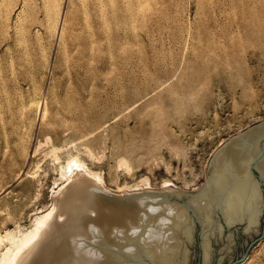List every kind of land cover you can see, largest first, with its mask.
<instances>
[{
    "label": "rangeland",
    "instance_id": "1",
    "mask_svg": "<svg viewBox=\"0 0 264 264\" xmlns=\"http://www.w3.org/2000/svg\"><path fill=\"white\" fill-rule=\"evenodd\" d=\"M2 1L1 236L19 226H29L35 212L51 204L53 191L62 182L60 167L67 164L70 156H79L90 169L102 175L105 189L118 194L131 186L133 190L167 185L192 190L204 185L206 165L219 145L237 131L264 120V0H1L0 3ZM62 20H66L63 22L66 28L63 26V36L59 39L56 31ZM57 40L62 44L58 45ZM56 54L60 57L56 58ZM20 59H24V63ZM37 66L39 69L35 68ZM42 77L46 78L42 80ZM49 98L55 101L54 105ZM100 104L106 105L103 108ZM27 107L32 110L29 112ZM43 107L45 113L41 111ZM9 120H13V124ZM93 143H97V147L94 148ZM146 153L148 157L144 156ZM6 162L10 164L8 167ZM252 247L249 254L255 251L244 264H264V236Z\"/></svg>",
    "mask_w": 264,
    "mask_h": 264
},
{
    "label": "water",
    "instance_id": "2",
    "mask_svg": "<svg viewBox=\"0 0 264 264\" xmlns=\"http://www.w3.org/2000/svg\"><path fill=\"white\" fill-rule=\"evenodd\" d=\"M210 157L192 190L118 194L77 169L15 264H239L264 236V120Z\"/></svg>",
    "mask_w": 264,
    "mask_h": 264
},
{
    "label": "bare ground",
    "instance_id": "3",
    "mask_svg": "<svg viewBox=\"0 0 264 264\" xmlns=\"http://www.w3.org/2000/svg\"><path fill=\"white\" fill-rule=\"evenodd\" d=\"M1 1V0H0ZM63 1V0H62ZM57 1H55V3H56ZM66 2V1H65ZM64 2V3H65ZM68 2V1H67ZM61 3V2H60ZM72 3V2H71ZM3 4V1H2V3H0V5H2ZM21 4V3H20ZM27 4V3H26ZM57 5V4H56ZM64 5V4H63ZM69 5V4H68ZM67 5V6H68ZM73 7V6H72ZM72 7H70V9L72 8ZM3 8V7H2ZM63 8V7H62ZM68 8V7H67ZM1 9V8H0ZM6 9V8H5ZM60 9V8H59ZM7 10V9H6ZM55 10V9H54ZM61 10V9H60ZM13 11V10H12ZM15 11H17V10H15ZM25 11V10H24ZM23 11V12H24ZM57 11L59 12V10H58V8H57ZM64 11V10H63ZM9 12V11H8ZM56 12V11H55ZM54 12V13H55ZM57 12V13H58ZM72 12V11H71ZM0 13H1V11H0ZM13 12H11L10 14H12ZM19 13V12H18ZM22 13V12H21ZM57 13H55V16H56V14ZM68 13H69V11H68ZM67 13V14H68ZM2 14V13H1ZM48 14H50V13H48ZM47 14V15H48ZM3 15V14H2ZM14 15H15V13H14ZM22 15V14H21ZM20 15V16H21ZM58 15V14H57ZM61 15H63L62 13H61ZM61 15H59V16H61ZM9 16V15H8ZM19 16V19L21 18ZM70 16H71V13H70ZM69 15H68V17L69 18H71ZM10 17V16H9ZM64 17H65V15H64ZM7 18L8 17H6V19L5 20H7ZM11 18V17H10ZM15 18H17V17H15ZM61 17H59L58 19H60ZM67 17H65V19H66ZM2 19V18H1ZM4 19V18H3ZM2 19V20H3ZM14 19V18H13ZM13 19L11 20V21H13ZM18 19V20H19ZM49 19V18H48ZM54 19V18H53ZM62 19V18H61ZM60 19V20H61ZM21 20V19H20ZM59 20V21H60ZM66 20H68V18L66 19ZM65 20V21H66ZM9 21H10V19H9ZM8 21V22H9ZM56 21V19L54 20V22ZM65 21H61L60 22V25H59V28H58V31H56V32H58L57 34H59V39L61 38V36H63V29L64 28H66L64 25H63V22H65ZM7 22V21H6ZM16 22V21H15ZM47 22V21H46ZM1 23V22H0ZM5 23V22H4ZM10 23V22H9ZM13 23V22H12ZM3 24V23H2ZM21 24V23H20ZM53 24H55V23H53ZM59 24V23H58ZM57 24V25H58ZM68 24H69V22H68ZM7 25V24H6ZM16 25H17V23H16ZM63 26H64V28H63ZM67 27H68V25H66ZM0 27H1V25H0ZM18 27V26H17ZM47 27V26H46ZM50 26L48 25V28H49ZM53 27H56V26H53ZM9 28V26L8 27H6V29H8ZM14 28H15V26H14ZM14 28H12L13 30H14ZM16 29V28H15ZM52 30V29H51ZM7 31V30H6ZM67 31V30H66ZM52 32V31H51ZM54 33V32H53ZM15 33H13V35H14ZM55 34V36H56V33H54ZM66 34H67V32H66ZM68 35V34H67ZM10 36V35H9ZM8 36V37H9ZM15 36H16V34H15ZM14 36V38L16 39V37ZM54 36V37H55ZM6 38H7V36H6ZM19 38V37H18ZM66 38V37H65ZM0 39H1V37H0ZM3 39V38H2ZM8 39V38H7ZM7 39H4V40H7ZM12 39V38H11ZM58 39V40H59ZM63 39V38H62ZM69 39V38H68ZM3 40V41H4ZM57 40V41H58ZM1 41V40H0ZM8 41V40H7ZM61 41V40H60ZM64 41H65V39H64ZM11 42V41H10ZM12 42H13V40H12ZM17 42H19V41H17ZM59 42V41H58ZM2 43H4V42H2ZM22 43V42H21ZM130 43V42H129ZM7 44V43H6ZM14 44V43H13ZM13 44H11V45H13ZM18 44V43H17ZM54 44V43H53ZM60 44H62V42L60 43L59 42V44L58 45H60ZM65 44V43H64ZM68 44V43H67ZM2 45V44H1ZM0 45V46H1ZM15 45H16V42H15ZM126 45V44H125ZM133 45V44H132ZM131 45V46H132ZM21 46V45H20ZM20 46H19V48H20ZM23 47H24V45H22ZM65 46V45H64ZM128 46V45H127ZM126 46V47H127ZM17 47V46H16ZM22 47V48H23ZM53 47H54V45H53ZM130 47V46H129ZM134 47V46H133ZM9 48V47H8ZM18 48V49H19ZM56 48V47H55ZM132 48V47H131ZM144 48V47H143ZM52 49H54V48H52ZM61 49V48H60ZM21 50V49H20ZM56 50H58V49H56ZM66 50V49H65ZM5 51H7L6 50V48H5ZM11 50H9V52H10ZM15 51H16V49H15ZM19 51V50H18ZM55 51V50H54ZM64 51V50H63ZM130 51V50H129ZM9 52H7V53H9ZM22 52H24V50H22ZM58 52V51H57ZM56 52V53H57ZM146 52V51H145ZM2 53V52H1ZM7 53H5V54H7ZM12 53V52H11ZM21 53V52H20ZM14 54V53H13ZM17 54H18V52H17ZM51 54V53H50ZM60 54V53H59ZM62 54H64L63 52H62ZM146 54V53H145ZM8 55V54H7ZM22 55V54H21ZM26 55V54H25ZM52 55V54H51ZM58 54H56V58H58V56H57ZM1 56H2V54H1ZM6 56V55H5ZM10 56H12L11 54H10ZM18 56V55H17ZM24 56V55H23ZM27 56V55H26ZM25 56V57H26ZM29 56V55H28ZM62 56V55H61ZM132 56V55H131ZM60 57V56H59ZM1 58H3V57H1ZM7 58V57H6ZM16 58V57H15ZM18 58H20V57H18ZM24 58V57H23ZM53 58V57H52ZM145 58V57H144ZM9 59V58H8ZM30 59V58H29ZM133 59V58H132ZM20 60H22V59H20ZM19 60V61H20ZM24 60V59H23ZM22 60V62L24 63V61ZM49 60L50 61H52L51 59H50V56H49ZM58 60V59H57ZM5 61V60H4ZM6 61H9V62H11L10 60H6ZM16 61H17V59H16ZM15 61V62H16ZM54 61V60H53ZM127 61H129V59L127 60ZM21 62V63H22ZM26 62H27V60H26ZM29 62V61H28ZM57 62V61H56ZM129 62H131V59H130V61ZM132 62H133V60H132ZM4 63V62H3ZM6 63V62H5ZM128 63V62H127ZM126 63V64H127ZM133 63H135V62H133ZM27 64V63H26ZM25 64V65H26ZM32 64V63H31ZM36 64H38V63H36ZM1 65V64H0ZM30 65V64H29ZM28 65V66H29ZM39 65V64H38ZM56 65V64H55ZM135 65H136V63H135ZM4 66H6V65H4ZM10 66H12V65H9V67ZM22 66V65H21ZM20 66V67H21ZM36 66V65H35ZM47 66H48V64H47ZM127 66V65H126ZM133 66V65H132ZM131 66V67H132ZM137 66V65H136ZM1 67H2V65H1ZM8 67V68H9ZM16 67H18L17 66V64H16ZM5 68V67H4ZM22 68H25V67H22ZM29 68V67H28ZM32 68H33V65H32ZM35 68H38V66L37 67H35ZM48 68V67H47ZM53 68V67H52ZM51 68V69H52ZM125 68V67H124ZM126 68H128V67H126ZM136 68V67H135ZM138 68V67H137ZM6 69V68H5ZM13 69V68H12ZM12 69H11V72H12ZM39 69V68H38ZM43 69V68H42ZM49 69V71H51L50 70V68H48ZM133 69V68H132ZM7 70V69H6ZM9 70V69H8ZM7 70V71H8ZM25 71H26V69H24ZM36 70V69H35ZM54 70V69H53ZM129 70V69H128ZM135 70V69H134ZM137 70H139V69H137ZM136 70V71H137ZM39 71V70H38ZM133 71V70H132ZM20 72V71H19ZM36 72V71H35ZM40 72V71H39ZM43 72V71H42ZM52 72H54V71H52ZM135 72V71H134ZM133 72V73H134ZM2 73V72H1ZM5 73H7V74H9L8 72H5ZM38 73V72H37ZM39 74V73H38ZM3 75H5V74H3ZM12 75V74H11ZM10 75V76H11ZM23 75H24V73H23ZM26 75V74H25ZM28 75H29V77H30V74H29V72H28ZM45 75V74H44ZM131 75V74H130ZM129 75V76H130ZM134 75V74H133ZM8 76V75H7ZM16 76V75H15ZM14 76V77H15ZM19 76V75H18ZM32 76V75H31ZM36 77L38 76L37 74L35 75ZM40 76H42L41 74H40ZM39 76V77H40ZM46 76H49V73H48V75H46ZM50 76L52 77V75L50 74ZM144 76H145V74H144ZM23 77V76H22ZM22 77H21V79H22ZM18 78V77H17ZM46 78V77H45ZM45 78H43L42 77V80L43 79H45ZM6 79V78H5ZM13 79V78H12ZM26 79V78H25ZM33 79V81H34V78H32ZM47 79H48V77H47ZM52 79V78H51ZM118 79V78H117ZM116 79V80H117ZM145 79H146V77H145ZM1 80H2V82H4L3 80V78H1ZM6 80H8V79H6ZM35 80H37V79H35ZM41 80V79H40ZM120 80V79H119ZM122 80V79H121ZM134 79H132V81H133ZM9 81V80H8ZM32 81V80H31ZM33 81H32V83H33ZM38 81V80H37ZM36 81V82H37ZM53 81V80H52ZM2 82H0V83H2ZM13 82H14V80H13ZM12 82V84H13V86H14V83ZM20 82V81H19ZM30 82V81H29ZM40 82V81H39ZM50 82V81H49ZM55 82V81H54ZM120 82V81H119ZM134 82V81H133ZM144 82H146V81H144ZM15 83H16V81H15ZM20 83H22V82H20ZM41 83V82H40ZM46 83H47V81H46ZM45 83V85H47ZM121 83V82H120ZM122 83H124V82H122ZM4 84V83H3ZM8 84V83H7ZM11 84V85H12ZM17 84V83H16ZM24 84V83H23ZM29 84V83H28ZM42 84H44L43 82H42ZM53 84V86H54V83H52ZM146 84V83H145ZM6 85V84H5ZM8 85H10V84H8ZM19 85V84H18ZM36 85V84H35ZM40 85V84H39ZM49 85V84H48ZM1 86V85H0ZM36 86H38V85H36ZM50 86V85H49ZM48 86V87H49ZM114 87H115V90H116V86L115 85H113ZM112 86V89L114 88ZM3 87H5V86H3ZM29 87V86H28ZM27 87V88H28ZM33 87V86H32ZM39 88L41 87V86H38ZM9 88V87H8ZM14 88V87H13ZM12 88V89H13ZM20 88V87H19ZM46 88V87H45ZM108 89H109V87H107ZM6 89V88H5ZM4 88L2 89V90H5ZM11 89V88H10ZM24 89H26V87H24ZM17 90V89H16ZM15 90V91H16ZM34 90V89H33ZM46 90V89H45ZM50 90H51V88H50ZM19 91V90H18ZM47 91V90H46ZM55 91V90H54ZM106 91V90H105ZM112 91V90H111ZM5 92V91H4ZM14 92V90L12 91V93ZM107 92V91H106ZM105 92V93H106ZM108 92H110V91H108ZM114 92V91H113ZM113 92H112V94H113ZM2 93H3V91H2ZM12 93H11V95H12ZM17 93V92H16ZM35 93V92H34ZM37 93V92H36ZM38 93H39V90H38ZM50 93H51V91H50ZM19 94V93H18ZM29 94V93H28ZM49 94V93H48ZM52 94H53V91H52ZM146 94V93H145ZM145 94H144V96H145ZM150 94V93H149ZM6 95V94H5ZM26 95V94H25ZM33 95V94H32ZM44 94H42V96H43ZM109 95V94H108ZM21 96H22V93H21ZM28 96V95H27ZM48 96H51L50 94L48 95ZM105 96V95H104ZM111 96V95H110ZM120 96V95H119ZM1 97V96H0ZM6 97V96H5ZM14 97V96H13ZM13 97H12V99H13ZM29 97H30V95H29ZM52 97V96H51ZM53 97H55V95L53 96ZM108 99H109V97L108 96H106ZM114 97H115V95H114ZM121 97V96H120ZM4 98V97H3ZM3 98H1V100L3 99ZM11 98V97H10ZM18 98V97H17ZM26 98V97H25ZM103 98V97H102ZM102 98H100L101 100H102ZM111 98H112V96H111ZM119 98V97H118ZM122 98V97H121ZM141 98V97H140ZM149 98H151V97H149ZM6 99V98H5ZM19 99H23V98H21L20 96H19ZM18 99V100H19ZM55 99V98H54ZM114 99V98H113ZM138 99V98H137ZM136 99V100H137ZM148 99V98H147ZM4 100V99H3ZM7 100V99H6ZM9 100H11V99H9ZM28 100V99H27ZM43 101H44V98L42 99ZM56 100V99H55ZM107 100V99H106ZM117 100V99H116ZM124 100V99H123ZM127 100V99H126ZM134 100V99H133ZM151 100V99H150ZM150 100H149V102H150ZM23 101V100H22ZM26 101V100H25ZM29 101V100H28ZM98 101V100H97ZM103 101H104V99H103ZM102 101V102H103ZM130 101V100H129ZM147 101V100H146ZM14 102V101H13ZM16 102V101H15ZM14 102V103H15ZM19 102H20V100H19ZM18 102V103H19ZM27 102V101H26ZM49 102H51L50 101V98H49ZM100 102V101H99ZM102 102H100V103H102ZM105 102V101H104ZM110 102V101H109ZM116 101H114V103H115ZM119 102H121V101H119ZM118 102V103H119ZM131 102V101H130ZM3 103V102H2ZM4 103H7V102H4ZM4 103H3V105H4ZM42 103V102H41ZM47 103H48V101H47ZM51 103H53L52 105H54V103H55V101L53 100V102H51ZM106 103V102H105ZM111 103H112V101H111ZM129 103V102H128ZM132 103H134V102H131V104ZM143 103V102H142ZM30 104V103H29ZM96 104H97V102H96ZM109 104V103H108ZM122 104V102L119 104L120 106H122L121 105ZM137 104V103H136ZM144 104V103H143ZM146 104V103H145ZM144 104V105H145ZM15 105H17V104H15ZM33 105V104H32ZM50 105V104H49ZM102 104H100V106H101ZM104 105V104H103ZM102 105V106H103ZM106 105V104H105ZM104 105V106H105ZM126 105V104H125ZM127 105H129V104H127ZM147 105H149L148 103H147ZM146 105V106H147ZM7 106H9V105H7ZM14 106V105H13ZM18 106V105H17ZM27 106V105H26ZM35 106V105H34ZM99 106V107H100ZM104 106H103V108H104ZM116 106H118L117 104H116ZM123 106H124V104H123ZM133 106V105H132ZM141 106H143V105H141ZM141 106H139L140 108H141ZM40 107H41V105H40ZM110 107H112V106H110ZM124 107H126V106H124ZM129 107H131V106H129ZM134 107V106H133ZM8 108V107H7ZM24 108V107H23ZM28 108V107H27ZM49 108V107H48ZM50 108H54V107H50ZM107 108H108V105H107ZM107 108H105V109H107ZM121 109H123L122 107H120ZM132 108V107H131ZM138 108V107H137ZM2 109H3V107H2ZM6 108L4 107V110H5ZM26 109V108H25ZM29 109V108H28ZM31 109V108H30ZM30 109H29V112H30ZM40 109V108H39ZM102 109V108H101ZM128 109V108H127ZM134 109H135V107H134ZM7 110V109H6ZM16 110V109H15ZM20 110V109H19ZM27 110V109H26ZM32 110V109H31ZM35 110V109H34ZM44 110V112L43 113H45V107H43L42 108V110L41 111H43ZM99 110V109H98ZM125 110V109H124ZM138 110V112L140 111L139 109H137ZM142 110V109H141ZM1 111V110H0ZM8 111V110H7ZM6 111V112H7ZM21 111H24V112H27V111H25V110H21ZM15 112V111H14ZM13 112V113H14ZM17 112V111H16ZM19 112V111H18ZM17 112V113H18ZM129 112H130V110H129ZM137 112V113H138ZM10 113V112H9ZM28 113V112H27ZM36 113V112H35ZM39 113V112H38ZM41 113V112H40ZM49 113H51V111L49 112ZM119 112H117L116 114H118ZM124 113V112H123ZM130 113H132V112H130ZM136 113V112H135ZM16 114V113H15ZM28 114H30V113H28ZM132 114H134V113H132ZM10 115V114H9ZM8 115V116H9ZM17 115V114H16ZM27 117H26V119L28 118V115L27 114H25ZM35 115V114H34ZM44 115V114H43ZM130 115V114H129ZM137 116H138V114H136ZM7 116V117H8ZM21 116V115H20ZM33 116V115H32ZM38 116V115H37ZM116 116V115H115ZM114 116V117H115ZM4 117H6V116H4ZM16 117H18L19 118V116L17 115ZM23 117V116H22ZM57 117V116H56ZM59 117V116H58ZM139 117V116H138ZM13 118V117H12ZM12 118H10V119H12ZM128 118V117H127ZM134 118V117H133ZM2 119V118H1ZM22 119V118H21ZM41 119V118H40ZM46 119V118H45ZM117 119V118H116ZM125 119H126V117H125ZM129 119V118H128ZM16 120V119H15ZM19 120V119H18ZM23 120V119H22ZM35 120H36V118H35ZM34 120V121H35ZM47 120H49V118L47 119ZM46 120V121H47ZM52 120V119H51ZM135 120H136V118H135ZM8 121V120H7ZM10 121V120H9ZM11 121H13V120H11ZM10 121V122H11ZM24 121V120H23ZM30 122H31V119L29 120ZM53 121V120H52ZM58 121V120H57ZM56 121V122H57ZM118 121V120H117ZM117 121H115V122H117ZM124 121V120H123ZM17 122V121H16ZM19 122V121H18ZM26 122V121H25ZM30 122H29V124H30ZM37 122H39L38 120H37ZM43 122V121H42ZM128 122V121H127ZM8 123V122H7ZM27 123V122H26ZM34 124H37V123H35V122H33ZM47 123H49V122H47ZM54 124H55V122H53ZM59 123V122H58ZM113 123V122H112ZM121 123V122H120ZM137 123V122H136ZM11 124H13L12 122H11ZM21 124V123H20ZM40 124V123H39ZM51 124V123H50ZM99 124V123H98ZM118 124H119V122H118ZM135 124V123H134ZM9 125L10 124H8V126L7 127H9ZM28 125V124H27ZM42 125V124H41ZM154 125V124H153ZM166 125V124H165ZM12 126H14V125H12ZM17 126H19V125H17ZM17 126H15V127H17ZM31 126V125H30ZM29 126V127H30ZM35 126V125H34ZM46 126V125H45ZM57 126H59V125H57ZM100 126V125H99ZM4 127H6V126H4ZM23 127H24V125H23ZM22 127V128H23ZM28 127V128H29ZM37 127H39L38 125H37ZM97 127V126H96ZM118 127V126H117ZM10 128H11V126H10ZM14 128V127H13ZM31 128V127H30ZM56 128V127H55ZM54 128V129H55ZM98 128V127H97ZM126 128V127H125ZM2 129V127L0 128V130ZM16 129V128H15ZM25 129V128H24ZM38 129V128H37ZM36 129V130H37ZM41 128L39 127V130H40ZM46 129V128H45ZM3 130V129H2ZM16 130H18V128L16 129ZM15 130V131H16ZM34 130V129H33ZM165 130H167L166 129V127H165ZM164 130V128H163V131H165ZM5 131V130H4ZM4 131H3V133H4ZM149 131H151V130H149ZM14 132V131H13ZM19 132V131H18ZM22 132V131H21ZM25 131H23V133H24ZM28 132H29V130H28ZM6 133V132H5ZM9 133H11V132H9ZM17 133V132H16ZM20 133V132H19ZM22 133V134H23ZM56 133V132H55ZM81 133V132H80ZM149 133V132H148ZM164 133H166V132H164ZM163 133V134H164ZM22 134H21V136H22ZM29 134H30V132H29ZM38 134H39V132H38ZM41 134H42V131H41ZM57 134H59V132L57 133ZM5 135V134H4ZM16 135V134H15ZM24 135H25V133H24ZM27 135V134H26ZM31 135V134H30ZM37 135V134H36ZM55 135V134H54ZM84 134H81V136H83ZM150 135V134H149ZM1 136V135H0ZM8 136H10L9 134H8ZM12 136V135H11ZM13 136H14V134H13ZM17 136H19V135H17ZM38 136V135H37ZM58 136H60V135H58ZM58 136L56 137V139L58 140ZM79 136V135H78ZM146 136V135H145ZM166 136H168V134L166 135ZM4 137V136H3ZM97 137V136H96ZM147 137V136H146ZM150 137H152L153 138V135L152 136H150ZM5 138H6V136H5ZM15 138H17V137H15ZM20 138V137H19ZM23 138H24V136H23ZM60 138V137H59ZM98 138V137H97ZM18 139V138H17ZM16 139V140H17ZM21 139H22V137H21ZM40 139V138H39ZM42 139V138H41ZM96 139V138H95ZM143 139H144V137H143ZM148 138H146V140H147ZM27 140V139H26ZM30 140V138L27 140V141H29ZM32 140V139H31ZM36 140V139H35ZM142 140V139H141ZM145 140V139H144ZM149 140V139H148ZM147 140V141H148ZM11 141H12V139H11ZM20 143H22V141H20V140H18ZM34 141V140H33ZM96 141V140H95ZM3 142V141H2ZM26 142V141H25ZM59 142V141H58ZM57 142V143H58ZM84 142H87L86 140L84 141ZM83 142V143H84ZM94 142V141H93ZM143 142V141H142ZM24 143V142H23ZM22 143V144H23ZM30 143V141L27 143V144H29ZM36 143V142H35ZM54 143H55V141H54ZM88 143H89V141H88ZM90 143H92V141H90ZM98 143V142H97ZM96 143V144H97ZM149 143V142H148ZM14 144H16V143H14ZM19 144V143H18ZM17 144V145H18ZM26 144V143H25ZM40 144V143H39ZM94 144V143H93ZM96 144H94V145H92L94 148L95 147H97V145ZM144 144V143H143ZM142 144V145H143ZM5 145V144H4ZM20 145V144H19ZM31 145V144H30ZM34 145V144H33ZM57 145V144H56ZM58 145H59V143H58ZM87 145V144H86ZM89 145V144H88ZM2 146V145H1ZM6 146V145H5ZM12 146V145H11ZM39 146V145H38ZM141 146V145H140ZM139 146V147H140ZM17 147V146H16ZM15 147V148H16ZM21 147H22V145L20 146V149H21ZM25 147V146H24ZM30 146H28V148H29ZM78 147V149H79V146H77ZM137 147V146H136ZM143 147H144V145H143ZM4 148V147H3ZM27 148V147H26ZM34 148V147H33ZM5 149V148H4ZM4 149H2V151L4 150ZM13 149H14V147H13ZM56 149V148H55ZM87 149V148H86ZM140 149V148H139ZM149 149H150V146H149ZM6 150V149H5ZM12 150V149H11ZM15 150V149H14ZM54 149H52V151H53ZM89 150V149H88ZM130 150V148L128 149V151ZM142 150V149H141ZM19 151V150H18ZM21 151V150H20ZM28 151V150H27ZM33 151H34V149H33ZM87 151V150H86ZM95 151V149L93 150V152ZM131 151H133V148L131 149ZM4 152V151H3ZM9 152V151H8ZM23 152V151H22ZM57 152V151H56ZM90 152V151H89ZM88 152V153H89ZM121 152H123V151H121ZM143 152V151H142ZM5 153H7V152H5ZM12 153H14V152H12ZM16 153H18L17 151H16ZM21 153V152H20ZM26 153V152H25ZM24 153V154H25ZM55 153V152H54ZM95 153V152H94ZM124 153V152H123ZM129 154H130V152H128ZM141 153V152H140ZM10 154H11V152H10ZM24 154H23V156H24ZM27 154V153H26ZM119 154V153H118ZM125 154V153H124ZM138 154H139V152H138ZM137 154V156H139ZM90 155H91V153H90ZM121 155V154H120ZM119 155V156H120ZM126 155V154H125ZM142 155V154H141ZM140 155V156H141ZM144 155V154H143ZM148 155V153H146V155H144V156H147ZM4 156V155H3ZM2 156V157H3ZM6 156V155H5ZM8 156V155H7ZM18 156V155H17ZM13 157V156H12ZM34 157V156H33ZM55 157H56V155H55ZM68 157H69V155H68ZM118 157V156H117ZM148 157V156H147ZM27 158V157H26ZM122 158V157H121ZM128 158V157H127ZM13 159H15V157H13ZM18 159V158H17ZM24 159V158H23ZM56 159V158H55ZM59 159V158H58ZM57 159V160H58ZM123 159V158H122ZM122 159H120V160H122ZM6 160V159H5ZM11 160V159H10ZM7 161V160H6ZM20 161V160H19ZM31 161H32V159H31ZM67 161V164L66 165H61V167H60V177L62 178V182L61 183H59L58 184V187L53 191V196L51 197L52 198V202H51V204L50 205H48V207L47 208H45V209H40L39 211H38V213H36L35 212V215L33 216L34 218L31 220V224L29 225V226H25V227H21V226H19V227H17V229L16 230H11V231H6L5 232V234H3L2 236L0 235V264H15L17 261H18V259L21 257V253L29 246V245H31L32 243H34L35 242V240L38 238V234L41 232V230L43 229V227L49 222V220L52 218V215H53V213L55 212V210H56V207H57V204H56V200L53 198V197H55L56 196V194L59 192V189H61V188H63L67 183H69L71 180H72V176H73V174H75L76 173V171H77V169L79 170V172H81V173H83V174H87V175H89L90 177H93L94 179H96L98 182H100L101 184H102V186L103 187H105L104 186V184H105V181H104V179H102V175H100L99 174V172H96L95 170H93L92 168L90 169L87 165H86V163H85V161H82V159L79 157V156H73V157H71L70 156V159L68 158V160H66ZM130 161V160H129ZM2 162V161H1ZM8 162V161H7ZM7 162H6V165L5 166H7V165H10V164H7ZM11 162V161H10ZM13 163H14V161H12ZM11 162V163H12ZM24 163H25V161H24ZM31 163V162H30ZM121 163V162H120ZM122 163L123 164H125L126 166L128 165V164H126V162L125 161H122ZM2 164H3V162H2ZM15 164H16V162H15ZM20 164H21V162H20ZM19 164V165H20ZM32 164V163H31ZM30 164V165H31ZM34 164V163H33ZM18 165V166H19ZM14 166H16V165H14ZM33 166V165H32ZM130 166H131V164H130ZM8 167V166H7ZM10 167V166H9ZM27 167H30V166H27ZM128 167V166H127ZM1 168V167H0ZM14 168V167H13ZM21 168H23V167H21ZM24 168H25V164H24ZM10 168H8L7 169V174H8V170H9ZM20 169V168H19ZM30 169V168H29ZM26 170H28V169H26ZM17 171V170H16ZM3 172V171H2ZM21 172H23V171H21ZM30 172V171H29ZM1 174V173H0ZM10 174V173H9ZM12 174H13V172H12ZM31 174H32V172H31ZM3 175V174H2ZM1 175V176H2ZM5 175V174H4ZM15 175V177H16V175H17V173L16 174H14ZM0 176V177H1ZM12 176V175H11ZM11 176H8V178L9 177H11ZM18 176V175H17ZM3 177V176H2ZM6 177V176H5ZM25 177V176H24ZM4 178V177H3ZM3 178H2V181H5V180H3ZM12 178V177H11ZM10 178V179H11ZM10 179H8V180H10ZM27 179H30V178H27ZM26 179V180H27ZM7 180V179H6ZM7 180V181H8ZM17 180H19V179H17ZM22 180H23V178H22ZM0 182H1V180H0ZM11 182H12V180H11ZM14 182H17L16 180L14 181ZM13 182V183H14ZM26 182V181H25ZM25 182H24V186H25ZM28 182V181H27ZM29 182H31V180L29 181ZM4 183V182H3ZM6 183V182H5ZM4 183V184H5ZM21 183V182H20ZM15 184V183H14ZM19 184V183H18ZM27 184V183H26ZM29 184V183H28ZM6 185V184H5ZM30 185V184H29ZM34 185V184H33ZM1 186V185H0ZM12 186V185H11ZM10 186V188L12 189V187ZM168 186V185H167ZM22 187V186H21ZM20 187V188H21ZM26 187V186H25ZM28 187V186H27ZM1 188V187H0ZM6 188V187H5ZM128 189L127 190H125V189H123V192H119V194H124V192H132V191H139V190H133L132 189V186L129 188V187H127ZM134 188V187H133ZM9 189V188H8ZM24 189H26V188H24ZM31 188L29 187V190H30ZM107 189V188H106ZM141 189H144V188H141ZM1 190V189H0ZM13 190H14V187H13ZM108 190V189H107ZM22 191V190H21ZM25 191V190H24ZM27 191V190H26ZM110 191V190H109ZM23 192V191H22ZM30 192H33V191H31L30 190ZM36 192H38L37 190H36ZM20 193V192H19ZM25 193V192H24ZM23 193V194H24ZM27 193V192H26ZM25 193V194H26ZM1 194V193H0ZM24 194V195H25ZM27 194H29V193H27ZM38 194V193H37ZM30 195H31V193H30ZM21 196V195H20ZM20 196H18V198L20 197ZM27 196V195H26ZM2 197V196H1ZM17 197V196H16ZM19 200V199H18ZM16 202H17V204H18V201L17 200H15ZM15 202V203H16ZM12 204V203H11ZM48 204V203H47ZM15 206V205H14ZM13 206V208H15ZM47 206V205H46ZM11 207V206H10ZM44 207V206H43ZM6 208V207H5ZM19 208V207H18ZM13 211H14V209H12ZM16 210V209H15ZM18 211V210H17ZM16 211V212H17ZM19 212V211H18ZM14 213V212H13ZM8 214H10V213H8ZM7 214V215H8ZM14 215V214H13ZM13 215H12V217H13ZM20 217V216H19ZM32 217V216H31ZM16 218V217H15ZM17 219V218H16ZM15 219V220H16ZM18 219H20V218H18ZM17 222H18V220H17ZM20 222V221H19ZM22 224H24V223H22ZM16 226V225H15ZM18 226V225H17ZM8 228V227H7ZM6 229V228H5ZM1 232V231H0ZM262 242V241H261ZM258 245H260V244H258ZM263 246V245H262ZM261 246V247H262ZM253 248V247H252ZM256 250H258V249H256ZM261 252H262V250L261 249H259ZM259 250H258V252H259ZM255 251V249L254 250H252V252L243 260V261H241L239 264H244V263H247V262H249V260L251 259V257H252V255H253V252ZM264 253V252H263ZM263 255V254H262ZM255 256V255H254ZM258 256V255H257ZM260 258V257H259ZM253 259V258H252ZM254 261V260H253ZM257 262V261H256ZM255 262V263H256ZM260 262V261H259ZM250 263H253L252 261H250ZM258 264V263H257Z\"/></svg>",
    "mask_w": 264,
    "mask_h": 264
}]
</instances>
